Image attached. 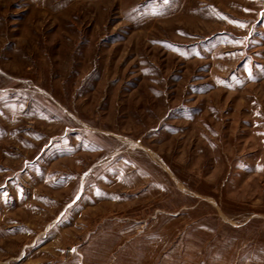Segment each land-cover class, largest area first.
Returning a JSON list of instances; mask_svg holds the SVG:
<instances>
[{"label": "rangeland", "instance_id": "rangeland-1", "mask_svg": "<svg viewBox=\"0 0 264 264\" xmlns=\"http://www.w3.org/2000/svg\"><path fill=\"white\" fill-rule=\"evenodd\" d=\"M0 264H264V0H0Z\"/></svg>", "mask_w": 264, "mask_h": 264}]
</instances>
